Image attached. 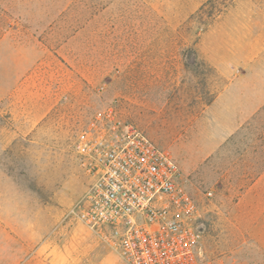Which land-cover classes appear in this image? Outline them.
<instances>
[{
  "label": "rangeland",
  "instance_id": "1",
  "mask_svg": "<svg viewBox=\"0 0 264 264\" xmlns=\"http://www.w3.org/2000/svg\"><path fill=\"white\" fill-rule=\"evenodd\" d=\"M262 23L264 0H0V249L5 230L17 249L71 235L92 264H127L85 226L64 222L93 182L77 160V133L114 108L175 157L203 212L205 255L264 264L244 201L246 176L261 165L260 114L204 164L184 169L172 146L192 136L188 116L222 88L211 58L235 57L236 73L246 70Z\"/></svg>",
  "mask_w": 264,
  "mask_h": 264
},
{
  "label": "built area",
  "instance_id": "2",
  "mask_svg": "<svg viewBox=\"0 0 264 264\" xmlns=\"http://www.w3.org/2000/svg\"><path fill=\"white\" fill-rule=\"evenodd\" d=\"M75 153L93 182L64 222L85 226L127 264H217L203 251V212L170 150L110 108L77 133Z\"/></svg>",
  "mask_w": 264,
  "mask_h": 264
},
{
  "label": "crops",
  "instance_id": "3",
  "mask_svg": "<svg viewBox=\"0 0 264 264\" xmlns=\"http://www.w3.org/2000/svg\"><path fill=\"white\" fill-rule=\"evenodd\" d=\"M209 63L222 88L201 113H197L192 118L188 116L189 132L192 136L172 146L184 169L188 167V162L195 165L204 164L228 144L230 138L245 125L247 120L260 114L261 165L255 175L251 171V177L246 176L244 201L246 234L250 238L252 248H259L264 257V23L260 26V54L248 62L244 67L246 70L236 73V58L227 55L213 56ZM15 74L19 77L17 72ZM180 151H186L187 156H182ZM11 230L4 231L9 243L0 249V264H29L34 261L35 264H92L93 262L87 256L91 255V249L70 244L71 235L53 247L48 248L43 245L30 249L22 246L17 249L11 245L13 238ZM14 260H17L16 263Z\"/></svg>",
  "mask_w": 264,
  "mask_h": 264
}]
</instances>
